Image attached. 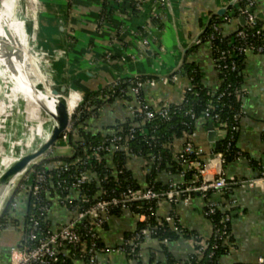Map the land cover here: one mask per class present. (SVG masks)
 <instances>
[{
	"label": "crops",
	"instance_id": "0c3cea01",
	"mask_svg": "<svg viewBox=\"0 0 264 264\" xmlns=\"http://www.w3.org/2000/svg\"><path fill=\"white\" fill-rule=\"evenodd\" d=\"M237 2L238 0L235 2L234 0H142L140 11L134 13L130 0H117L116 11L108 20L100 24L102 0H44V40L47 42L48 50L54 51L57 47L62 49L63 39L59 28L62 21L65 23L72 40H70L71 44L68 40V54L64 59V68L68 66L74 72L71 81L77 91L72 90L71 93L77 101L80 100L79 94L84 99L86 95L102 90L116 79L140 75L156 79L155 84L148 83L143 88L142 95L147 104L152 107L179 104L184 99L189 80L181 74L176 82L164 81L162 78L175 74L188 55L190 60L198 64L204 84L212 89L219 86L220 72L212 44L205 42L190 54L188 52L196 42H199L212 16H232L231 21L221 22V29L225 35H231L241 27L239 16L233 13V7ZM223 8H227L226 13L219 14ZM255 10L260 22L264 23V0H257ZM158 14L163 18V23L155 26L152 17ZM19 17L16 19L17 24H20L21 15ZM19 28L17 25L12 27L9 36H13ZM145 38L151 41L148 45L152 49L150 53L141 49ZM30 60L29 54L23 53L21 86L28 85L29 70L33 73V69L29 67ZM240 73L244 90V114L240 120L236 140V146L241 152L240 156L225 168L218 158L206 159L209 173L215 174L223 169L228 178L235 179L230 192V201L226 200L224 193L211 194L207 198L197 194L177 204L164 202L158 207L157 212L158 216L164 219L175 214L184 227L207 238L212 231L211 221L205 215L207 202L214 201L220 205L234 207L231 214L230 250L221 258L225 264L234 262L253 264L260 256L264 257V187L259 184L248 185L250 180L264 173V53L248 52L241 62ZM41 78V82L48 78L45 72ZM128 96V98L118 97L104 105L99 114L90 119L88 128L93 132L107 134L112 132L116 124L134 120L132 110L137 107L138 99L131 92ZM50 101L51 106L54 107V102ZM77 101H70V104L76 107ZM204 120V118L198 119L193 141L203 147L209 157L213 147L208 140ZM13 126L17 130L18 122ZM217 131V139L221 142L226 131L223 129ZM186 139L187 136L174 140L173 149L176 153L182 149ZM71 148L72 146L63 144L57 149L56 154L70 155ZM129 167L138 182L147 185L149 170L147 161L143 157L135 156L129 162ZM159 180L165 184H179L183 178L178 171L170 170L160 173ZM26 193L16 186L5 204L11 203L13 199L16 200L15 218H20L24 214L27 206ZM48 219L53 226L61 225L70 221L71 213L54 202L48 213ZM138 221L139 216L129 209L110 215L100 230L102 242L107 246H118L126 234L137 229ZM1 248L2 246H0L2 260L0 264H4L6 258L4 251L7 248L4 245L3 249ZM167 248L178 259H186L194 252L192 240L185 237L167 243ZM142 251L141 264L166 262L167 257L161 242L152 237L144 242ZM153 256L154 261H152ZM72 264L89 263L76 256ZM99 264L133 263L122 253L107 252L100 255Z\"/></svg>",
	"mask_w": 264,
	"mask_h": 264
},
{
	"label": "trees",
	"instance_id": "16d2710c",
	"mask_svg": "<svg viewBox=\"0 0 264 264\" xmlns=\"http://www.w3.org/2000/svg\"><path fill=\"white\" fill-rule=\"evenodd\" d=\"M116 1L117 0H102V9L99 19L100 24L108 20L116 11ZM130 1L132 11L138 13L142 0ZM244 3L245 0H238L237 4H235L233 7L235 16H240L239 8L242 7ZM229 16L230 15H226L225 17L212 16L208 28L201 35L199 42H196L188 53L190 54L201 44L207 42V36L212 30L211 24L213 21L216 20L221 23L227 21V17ZM152 23L155 26H160L163 23V18L160 14L153 16ZM241 27L247 30L250 29L247 25ZM236 33L237 31L231 35L223 34L222 38L224 39V43L217 41L215 44L220 48L226 47L229 42H234L236 40ZM68 40L71 44L70 40L72 39L69 34ZM245 56V54H238L237 56L228 58L225 63H230L232 59H235L237 68L235 70L229 67L222 68V70H220V84L216 89H212L204 84L198 64L190 60L188 55H186L182 67L176 73L185 76L189 80V84H192V88L185 92L182 103L171 105L169 119L158 116L154 119L142 120L135 126L133 124L136 122L130 119L124 123L116 124L112 132L107 134L93 132L88 128L90 119L97 116L104 105L120 97L121 88L128 87L130 79L153 78L151 76L139 75L137 77H125L120 79L122 84L117 87L116 93L110 97L104 96L100 91L86 95L82 103L76 109V113L73 115V131L69 134L68 143L74 149V154L73 156H59L60 159L72 164V170L75 174H80L82 172L86 173L87 181L80 188L81 193L88 194L93 200L100 196L108 197L110 195H117L128 186L140 185L129 167V162L135 156L143 157L148 163L147 184L154 185L158 190L169 188L170 183L165 184L159 180L160 173L170 170L180 172L184 169L181 161L176 159L173 142L176 138L194 133L198 119L204 118L207 110L211 111L213 114H220V125L218 123V127L227 131V137L221 140L220 148L217 150V152H224L223 167L225 168L231 161L240 156L241 152L236 146V140L238 137L240 120L244 114L241 110L244 91L240 70L241 62ZM108 88L109 85L104 87L105 90H108ZM128 97V94H126L125 98ZM186 109H191L195 113V118H193L190 113H187ZM204 119V127H206L210 120ZM131 127H135V131L132 133L130 131ZM117 130L123 135V139L118 142V145L121 146L119 149L113 152L96 149L100 144H107L108 139L113 132ZM228 139L232 141V144L227 150L226 142ZM206 159V156H202L198 157L196 160L203 165L206 163ZM54 160L56 159H46L37 164L38 168L47 169L49 175L47 187L50 192L43 194L44 203L48 200L47 197L49 195L54 197L60 194V191L55 187L57 180L56 170L53 166H49ZM197 177H199V169L190 168L186 170L182 182L178 185L180 187L187 186ZM232 186L233 182L228 184L224 191V197L227 201L231 199L230 192ZM34 200H36L35 196L31 195L30 202L25 207L24 214L20 216V218H15L16 208H13L11 203L5 205L0 215V227L18 228L23 231V236L26 235L30 218L37 211L34 206ZM79 203L82 208L88 205L86 202L82 201H79ZM130 206H137V210L147 216L145 221H138L137 229L140 230L145 227L152 229V238L161 242L163 252L167 257L164 264H225L221 261V258L230 250L229 242L232 238L231 214L234 207H229V205L226 206L225 204L218 206L215 212L211 213L209 218L212 224L211 234L209 237L203 238L196 231H190L184 227L175 214L174 219L178 222V229H175L170 221L160 218L157 213L159 205L156 201L131 202ZM122 210L121 207H113L111 209V215L119 213ZM228 214L230 215L229 221L225 220ZM81 222H88V220H81ZM223 226H226L227 233L224 235V239H217L215 234L216 228ZM130 234L131 233H128L127 235ZM195 235H198V238L195 239L197 244H194V249L198 250L202 248L199 255L193 252L186 259H178L168 250L167 243L178 240L180 237L192 240ZM202 240H205L204 244L201 242ZM73 259L74 257L68 259L64 264H72ZM152 261H154V256L152 257ZM137 264H141V259ZM231 264L249 263L234 262Z\"/></svg>",
	"mask_w": 264,
	"mask_h": 264
},
{
	"label": "built area",
	"instance_id": "2783aa9c",
	"mask_svg": "<svg viewBox=\"0 0 264 264\" xmlns=\"http://www.w3.org/2000/svg\"><path fill=\"white\" fill-rule=\"evenodd\" d=\"M256 3L257 0H245L244 5L239 8V15L246 19V25L250 29L247 30L244 27L237 29L236 42L231 41L224 48H220L215 44L217 41L224 43L221 23L216 20L212 22V30L207 36V42L212 44L214 58L219 72L222 68L229 67L233 70L237 68L235 59H232L230 63H225L230 57L237 56L238 54L246 55L248 52L264 53V23H261L258 18L255 10ZM231 19L232 16L227 17V21H231ZM150 43L151 41L146 38L143 41V44L147 46ZM179 79L180 73L162 78L164 81L173 82ZM155 82V78L130 79L128 87L121 88L120 90V97H125L126 94L131 92L135 94L138 99L137 107L132 110L134 121L136 122L133 124L134 126L142 120H150L158 116L165 119L170 118L171 104L152 107L147 104L143 98L142 91L144 86L148 83L155 84ZM120 84H122L121 80L116 79L109 84L108 90L103 88L100 92L104 96L110 97L116 93L117 87H119ZM191 88L192 84H189L186 91L191 90ZM79 96L80 100L72 111L70 124L59 142L42 160L30 164L19 174L20 177H17L12 183H15L19 190L30 192L32 196H35L36 200H34V206L37 211L30 218L26 235H24L19 242L20 247L16 245L11 247L9 264H64L68 259L76 256L85 259L89 264H99L100 255L107 252L122 253L126 255L133 264H137L143 256V244L147 239L152 237L153 231L149 227L140 230L136 229L131 232L130 235L126 234L118 246H107L101 240L100 230L104 227L111 215V209L113 207L129 209L139 216V220L145 221L147 216L139 212L137 206L131 207V202L156 201L160 206L164 202L177 204L181 200L186 201L194 196V194H201L207 198L211 194L224 193L228 184L235 180L233 178H228L223 169L215 174L209 173L206 165L208 158L203 165L196 160L198 157L208 156L203 147L194 143V133H192L187 135L184 146L176 153V159L180 160L184 166V169L179 172L182 178L185 176L186 170L190 168L199 169V177L192 181L191 184L180 187L178 184L170 183L169 188L164 190H158L152 184H140L128 186L117 195H110L108 197L100 196L92 200L88 194H82L80 191L82 185L87 181L86 173L82 172L80 174H75L72 170V164L60 159L59 155L56 154L57 149L61 148L63 144L71 146L68 143V139L69 134L73 131V115L84 100L81 98L80 94ZM241 110L244 112V103L241 104ZM186 112L190 113L191 116L195 118V113L191 109H186ZM204 118L213 122L217 129H223L218 127V123L220 125L219 113L213 114L211 111L207 110ZM130 131L131 133L134 132L135 127H131ZM226 137L227 131L224 138ZM122 139L123 135L117 130L113 132L107 144H100L96 149L113 152L121 147L118 145V142ZM226 144L228 150L232 141L228 139ZM224 156V152H217L214 160L218 158L223 163ZM52 158L56 160L49 166H53L56 170L57 180L55 187L60 191V194L54 197L47 195L48 200L44 203L43 194L50 192L47 187L49 175L47 169L38 168L37 164ZM256 184L264 187V173L258 178L248 182L250 186ZM79 201L86 202L88 205L82 208ZM54 202L59 203L70 211L71 219L69 222L53 226L49 221L48 213ZM11 206L17 207L16 200H12ZM218 206L221 205L214 201H208L205 208V215L210 218L211 213L215 212ZM81 220H88V222H81ZM166 220L170 221L175 229H178V222L174 219V215H171L170 218ZM225 220H230L229 214L226 216ZM0 229L2 228L0 227ZM226 233V226L216 228L215 234L217 239H224ZM197 238L198 235L193 237V245L197 244L195 242ZM204 241L205 240H202L201 242L204 244ZM201 249L202 248L198 250L194 249V252L199 255ZM255 264H264V257L260 256Z\"/></svg>",
	"mask_w": 264,
	"mask_h": 264
},
{
	"label": "water",
	"instance_id": "95a60500",
	"mask_svg": "<svg viewBox=\"0 0 264 264\" xmlns=\"http://www.w3.org/2000/svg\"><path fill=\"white\" fill-rule=\"evenodd\" d=\"M5 1L6 0H0V10H4ZM235 1L236 0H234V2ZM226 9L227 8L221 9L219 14L226 13ZM6 15L7 12L5 15L0 12V18H7L5 17ZM238 20L241 26H246L247 21L243 16H239ZM27 24L31 29L32 21L27 20ZM207 28L208 25L204 31ZM6 29L8 33L9 30L8 28ZM59 30L63 39L62 49L65 54L64 57H66L69 46L68 32L63 21ZM197 39H199V36ZM28 45L29 48L32 49L31 34ZM0 46L2 49V45ZM141 49L146 53H150L152 50L144 44L141 45ZM63 70L65 74L57 77L58 81L56 84L50 83L48 78H46L43 82L32 79L27 86H21L15 78V72L9 67V63H4V61L0 59V88L2 90V96L10 106L15 117L24 125L32 140L30 146L25 151L14 157L10 163L0 171V207L4 202L9 188L18 175L33 162L42 160L59 142L70 124L72 112H70L68 107V97L71 91L76 89L72 86L71 79L73 75L69 74V67L66 66ZM87 73L90 74V72ZM48 91L51 92V99L47 97ZM50 100L54 101L53 109L47 104ZM206 129L208 131V140L213 147L208 157V160H211L216 158L217 150L220 148L221 142L217 139L218 131L213 122L210 121ZM70 153V155L73 156V148L70 149ZM30 198L31 193L27 192L25 198L26 205L29 204ZM16 246L20 247V244L18 243ZM10 251L11 247H7L4 264L10 263Z\"/></svg>",
	"mask_w": 264,
	"mask_h": 264
},
{
	"label": "rangeland",
	"instance_id": "374dc122",
	"mask_svg": "<svg viewBox=\"0 0 264 264\" xmlns=\"http://www.w3.org/2000/svg\"><path fill=\"white\" fill-rule=\"evenodd\" d=\"M16 2V7L25 20L24 24L20 22L18 25H26L25 27L28 31V35H25V37L18 29L19 32L17 31L13 36H9L12 27H16L15 25H17V16L14 19L7 17L8 20L2 21V25H0V40L2 44L7 47L8 44L13 46L11 55L16 59L21 60L23 53L29 54L31 59L29 63L31 66L29 67L33 69V73H31V70L29 71L30 78H38L42 81L41 76L45 72L50 83L56 84L58 81L57 77L65 74L63 70L65 66V54L63 50L58 47L54 51L48 50L47 42L44 40V0H16ZM27 20L32 21L31 29L27 24ZM6 28L9 30L8 33ZM30 34L32 49H30L28 45ZM19 74H21V71ZM69 74L73 75L74 72L70 70ZM1 92L2 90L0 88V169L4 168L22 151H25L32 141L30 134H28V131L25 129L24 125H22L21 121L15 117ZM49 103L52 104L51 101ZM15 122H18L17 130H15L13 126ZM22 135H25L23 136L25 141L23 140ZM29 141L30 143H27ZM19 177L20 175H18V178ZM15 186L16 184L14 183L9 188L4 198V202L0 207V215L2 212L1 210L11 196ZM22 237L23 231L21 229L12 227L0 229L1 249H3V245L6 246V248L17 245ZM0 262H2L1 259Z\"/></svg>",
	"mask_w": 264,
	"mask_h": 264
},
{
	"label": "bare ground",
	"instance_id": "6f19581e",
	"mask_svg": "<svg viewBox=\"0 0 264 264\" xmlns=\"http://www.w3.org/2000/svg\"><path fill=\"white\" fill-rule=\"evenodd\" d=\"M16 0H6L5 1V6H4V10H0V12L3 14V15H5L6 14V12H7V15L5 16V17H9L10 19H14L16 16L17 17H19V15H20V13H19V11H18V9H17V7H16ZM20 18V17H19ZM4 20H8L7 18H0V25H2L1 24V22L2 21H4ZM24 17L23 16H21V20H20V22H22L23 24H24ZM14 22V21H13ZM18 25L17 24V26L18 27H20L19 28V31H20V33L21 34H23L24 36L25 35H28V31H27V29H26V25ZM16 26V25H15ZM11 30V29H10ZM18 31V32H19ZM26 37V36H25ZM0 39H1V36H0ZM18 40V39H17ZM0 45H2V48L3 49H0V59L2 60V61H4V63H6V62H8L9 63V67H11V69H12V71L13 72H15V78H16V80H17V82L21 85V74H19V72L21 71V60H19V59H16V58H14L12 55H11V53H12V51H13V46L10 44H8V47L7 46H5V45H3L2 44V42H1V40H0ZM13 66H14V68H13ZM40 68V67H39ZM30 71V70H29ZM30 78V77H29ZM28 78V79H29ZM32 79H35V80H38L39 82H41L40 81V79H38V78H30V81L32 80ZM27 83V82H26ZM73 93H70V96L68 97V107H69V110H70V112H72L73 110H74V108L75 107H73L71 104H70V101H77L76 100V98L72 95ZM45 97V96H44ZM47 97L49 98V99H51V92L50 91H48V93H47ZM53 101V100H52ZM50 101H48L47 102V104L50 106V108L51 109H53L54 107H52L51 106V104L49 103ZM54 102V101H53ZM77 102H79V101H77ZM78 104V103H77ZM25 136V135H24ZM28 139V138H27ZM25 141V140H24ZM23 152V151H22ZM21 152V153H22ZM9 164V163H8ZM7 164V165H8ZM6 165V166H7ZM3 168H1L0 169V171L2 170Z\"/></svg>",
	"mask_w": 264,
	"mask_h": 264
},
{
	"label": "flooded vegetation",
	"instance_id": "af4514ba",
	"mask_svg": "<svg viewBox=\"0 0 264 264\" xmlns=\"http://www.w3.org/2000/svg\"><path fill=\"white\" fill-rule=\"evenodd\" d=\"M5 253H6V251H5Z\"/></svg>",
	"mask_w": 264,
	"mask_h": 264
}]
</instances>
